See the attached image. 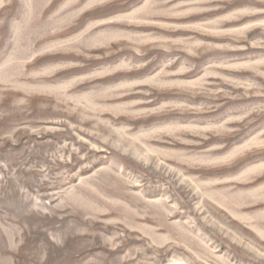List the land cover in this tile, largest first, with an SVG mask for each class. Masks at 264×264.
Instances as JSON below:
<instances>
[{"label": "rangeland", "instance_id": "374dc122", "mask_svg": "<svg viewBox=\"0 0 264 264\" xmlns=\"http://www.w3.org/2000/svg\"><path fill=\"white\" fill-rule=\"evenodd\" d=\"M0 264H264V0H0Z\"/></svg>", "mask_w": 264, "mask_h": 264}]
</instances>
